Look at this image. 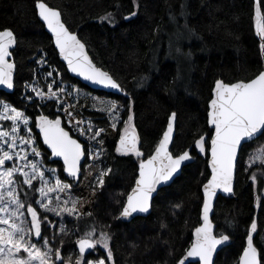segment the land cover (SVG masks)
<instances>
[{
    "label": "trees",
    "instance_id": "trees-1",
    "mask_svg": "<svg viewBox=\"0 0 264 264\" xmlns=\"http://www.w3.org/2000/svg\"><path fill=\"white\" fill-rule=\"evenodd\" d=\"M37 1L0 0V30L12 29L18 42L13 50L15 90H0V100L24 110L33 120L40 114L62 118L64 126L85 145L87 163H83L79 180L67 178L66 182L73 185L71 194L81 198L80 211L92 213L79 222L65 215V234L59 232L61 218L47 213L57 227L44 234L51 240L55 233L56 239L51 241L54 247L63 240L62 255L73 252L75 259L76 225L83 232L85 224L94 223L112 236L116 264H178L201 224L209 154H198L194 144L201 136L207 138L213 133L207 113L214 84L220 79L228 83L247 81L264 70V53L255 35L253 0H44L61 10L66 24L78 32L97 65L121 84L124 95L94 89L68 73L38 18ZM108 12L113 13L115 26L98 19ZM132 12L135 16L124 19ZM49 71L53 75L45 79ZM32 83L44 92L48 84H53V90L64 87L66 93L60 95L63 105L57 101L53 107L51 101H38L30 89L25 91L24 86ZM25 95L34 99L24 100ZM111 103L119 105L122 120L127 119L128 110L134 113L144 158L154 151L173 112L177 130L171 150L178 155L191 148L195 157L171 185L158 192L149 215L129 222L116 217L135 184L139 160L115 151L122 124L112 129V119L99 111ZM62 108H68L75 120L90 121L91 129L83 125L89 135L104 131L96 140H88L66 123L68 116ZM33 134L44 164L55 168L64 180L67 174L61 169L62 163L51 159L38 128H33ZM94 150L100 151L95 160ZM246 160L247 156L244 162L238 161L235 194L220 196L216 203L213 219L217 233L229 235L230 243L219 252L215 264H238L253 219L259 232L254 241L264 254V181L253 184L249 179L253 169H247ZM108 168L112 172L105 176L104 186L96 187L99 172ZM257 195L261 196L260 209L255 207ZM38 211L44 214L42 209ZM98 258L110 264L106 251L99 246L95 253L86 255L87 260Z\"/></svg>",
    "mask_w": 264,
    "mask_h": 264
},
{
    "label": "snow or ice",
    "instance_id": "snow-or-ice-1",
    "mask_svg": "<svg viewBox=\"0 0 264 264\" xmlns=\"http://www.w3.org/2000/svg\"><path fill=\"white\" fill-rule=\"evenodd\" d=\"M35 6L38 8L39 18L54 37L55 47L67 61V68L72 73L95 84L124 91L109 72L93 62L85 43L62 20L60 10L50 7L44 0H38ZM253 6L255 35L259 37V50L264 53V0H253ZM135 14L132 12L124 19H131ZM98 19L112 26L116 24L111 12ZM17 43L12 30H0V86L10 90L14 88L16 71V63L10 58L13 57V49ZM52 75L51 71L47 72L45 79ZM24 88L26 92L30 89L38 101H51L53 107L57 106V101L61 106L64 103L60 100V95L66 93L64 87L57 86L53 90V84H48L47 92H44L38 89L36 83H32L26 84ZM23 99L32 101L34 97L25 95ZM62 111L68 116L66 123L73 125L88 140H96L104 131L99 129L89 135L83 125L87 124L88 129H91L90 121L75 120L68 108H62ZM99 111L106 112L112 119V129H117L122 124L118 146L115 147L116 153L134 155L139 160L135 186L127 195L126 203L116 219L149 213L153 194L172 181L186 161L193 159L189 151L173 155L169 150L176 113L171 114L167 130L155 146L154 153L145 159L139 147L140 137L134 123V113L128 110L127 119L122 120L120 107L116 103ZM207 119L214 134L207 138L201 136L194 144L198 154L210 153V178L202 187V223L195 228L194 239L178 264H186V261L193 264L189 258H193L195 264H213L218 247L230 241L229 235L214 233L215 226L210 214L218 191L233 192L238 161L244 162V157L247 156V167L257 168L249 179L253 184L264 181V71L247 81L226 83L222 79L217 80L209 102ZM64 123L60 117L50 118L44 114L33 120L24 110L0 100V264H106L104 258L86 259V253H95L98 246L106 251L110 264H116L111 246L112 236L103 229L98 230L94 223L85 224L83 232L80 231L79 224L76 225L75 232L79 236L75 240L78 246L75 259L72 254L62 255L63 240L58 247L53 246L51 241L56 239L55 233H52L51 240L44 234L57 227L48 219L47 213L61 218V234L68 231L63 220L65 215L77 222L92 216L91 212L80 211L81 198L71 194L73 185L66 182L67 178L79 180L81 162L85 160L88 149L79 139L74 138ZM33 128L39 129L43 144L51 150L49 155L62 159L61 169L67 174L64 180L60 179L55 168H48L44 164ZM99 155L100 151L94 150L92 159L95 160ZM111 172V168L101 169L95 179L96 187L102 188L105 176ZM96 187L93 188V193ZM255 207L261 208L260 195L255 197ZM38 209H42L44 214ZM254 234L259 237L255 219L247 230L246 247H243L238 264H262L264 254L254 243Z\"/></svg>",
    "mask_w": 264,
    "mask_h": 264
},
{
    "label": "water",
    "instance_id": "water-1",
    "mask_svg": "<svg viewBox=\"0 0 264 264\" xmlns=\"http://www.w3.org/2000/svg\"><path fill=\"white\" fill-rule=\"evenodd\" d=\"M38 2V1H37ZM36 2V3H37ZM45 2V1H44ZM48 4V3H47ZM49 5V4H48ZM50 6V5H49ZM50 7H52V6H50ZM53 8H56V7H53ZM56 9H58V8H56ZM36 10H37V15H38V8H36ZM58 10H60V9H58ZM61 11V10H60ZM38 18H39V15H38ZM40 19V18H39ZM62 20L64 21V19H63V15H62ZM40 21L43 23V21L40 19ZM64 23L66 24V22L64 21ZM43 25H44V27H45V30L49 33V35L52 37V41H53V44H54V37H53V35H52V33L47 29V27H46V24H44L43 23ZM66 26L69 28V26L66 24ZM7 29H10V28H7ZM3 30H6V29H3ZM10 30H12V29H10ZM69 30L70 31H72V32H74V33H76L77 34V36L81 39V37L79 36V34H78V32L77 31H73V30H71L70 28H69ZM13 31V30H12ZM15 34V33H14ZM81 41L83 42V43H85L82 39H81ZM85 45H86V51L88 52V55L91 57V59L93 60V58H92V56H91V54L89 53V51H88V48H87V44L85 43ZM17 46V45H16ZM16 46H15V48H16ZM54 47H55V44H54ZM14 48V49H15ZM56 48V47H55ZM13 49V50H14ZM56 50H57V52H58V56H59V58H60V60L65 64V66H66V69H67V71H68V73L71 75V76H73V77H75V78H77V79H79L81 82H83V83H85V84H87V85H89L90 87H92V88H94V89H99V90H103V91H107V92H111V93H115V94H119V95H124V91L123 92H121V91H118V90H116V89H112V88H108V87H104V86H101V85H98V84H95V83H93V82H91V81H88V80H85L82 76H79L78 74H76V73H72L68 68H67V61H65L64 59H63V57L59 54V49L58 48H56ZM10 59H14V56L13 57H11ZM14 61H15V59H14ZM93 62L97 65V63L93 60ZM16 63V62H15ZM97 67H100V68H102L104 71H107L106 69H104L103 67H101V66H99V65H97ZM16 68H17V66H16ZM264 71V70H263ZM107 72H109V71H107ZM110 73V72H109ZM111 74V73H110ZM15 77H16V71H15V74H14V88L13 89H7L5 86H0V90H2V91H5V92H7V93H12V92H14V90H15ZM114 78V77H113ZM237 82V81H236ZM226 83H228V82H226ZM213 89H214V87H213ZM212 96H213V90H212ZM171 116V115H170ZM170 116H169V118H168V122H167V125H168V123H169V121H170ZM62 119V118H61ZM63 121V120H62ZM209 124V123H208ZM209 126L211 127V129H212V126L209 124ZM67 129V128H66ZM68 130V129H67ZM167 130V126H166V129H165V131ZM176 130H177V115H176V120H175V124H174V131H173V139H172V143L170 144V146H169V150L170 151H172L171 149H172V146H173V143H174V140H175V135H176ZM38 132H39V129H38ZM71 133V132H70ZM72 134V133H71ZM214 134V132L212 133V135ZM40 138H41V141L43 142V137H42V135H40ZM74 138H76V137H74ZM81 142V141H80ZM82 143V142H81ZM83 144V143H82ZM46 147H47V145H45ZM47 149H48V151H49V153H50V149L47 147ZM186 151H189V153H190V155L193 157V159L191 160V161H186L185 162V164L184 165H182V167H181V170H180V172H178L175 176H174V178H173V180L172 181H170L167 185H163V186H161L159 189H158V191L156 192V193H154L153 194V200H154V198L157 196V194H158V192L162 189V188H164V187H168L169 185H171L173 182H174V180L178 177V176H180L181 175V173H182V171H183V169H184V167L185 166H187L188 164H190V163H192L194 160H195V157H194V155L192 154V151H191V148H188ZM152 153H154V151L152 152ZM173 155H174V153H173ZM50 157H51V159L52 160H56V161H60L61 163H63L62 162V159L61 158H56V157H52L51 155H50ZM147 158V157H146ZM145 158V159H146ZM84 161L85 160H82V162H81V172H80V176H81V173H82V166H83V163H84ZM209 161H210V153H209V156H208V163H207V165H208V169H209V172L211 171V169H210V164H209ZM237 166H238V164H237ZM80 178V177H79ZM137 178H138V175H137ZM136 178V179H137ZM209 178H210V176H209ZM236 178H237V170H236V176H235V179H234V183H233V192L232 193H223L222 191H218V193H217V196H216V198H215V200H214V202H213V210H212V213L210 214V218L212 219V221H213V224H214V233L215 234H217V235H219L218 233H217V225H216V223H215V221H214V219H213V217H214V214H215V208H216V203H217V200L219 199V197L220 196H224V197H230V196H233L234 194H235V185H236ZM205 183H207V181L205 182ZM204 183V184H205ZM134 186H135V184H134ZM133 186V187H134ZM132 187V188H133ZM203 187V186H202ZM131 191V190H130ZM130 193V192H129ZM128 193V194H129ZM202 195H203V193H202ZM153 200H152V205H153ZM151 211H152V208L150 209V212L149 213H138V214H133V217H130V218H121V220L122 221H131L132 219H134L135 217H137V216H147V215H149L150 213H151ZM256 220V219H255ZM257 221V220H256ZM201 223H202V207H201ZM200 226V225H199ZM198 226V227H199ZM255 234H254V239H255ZM193 239H194V232H193ZM193 239H192V241H193ZM229 243H230V241L229 242H226V244L225 245H222V246H220V247H218V249H217V252L214 254V257H213V264H215V262H216V259H217V257H218V254H219V252L224 248V247H226V246H228L229 245ZM254 243H255V241H254ZM246 247V246H245ZM77 249H78V246H77ZM259 249V248H258ZM90 252H91V250H90ZM86 254H88V253H86ZM185 254H186V252H185ZM184 254V255H185ZM184 255L182 256V258L184 257ZM181 258V259H182ZM189 260L190 261H193V263H195V261H194V259L193 258H189ZM186 264H188V261H186Z\"/></svg>",
    "mask_w": 264,
    "mask_h": 264
},
{
    "label": "rangeland",
    "instance_id": "rangeland-1",
    "mask_svg": "<svg viewBox=\"0 0 264 264\" xmlns=\"http://www.w3.org/2000/svg\"><path fill=\"white\" fill-rule=\"evenodd\" d=\"M247 164V163H246ZM247 169H250V168H248L247 167ZM251 169H253V172H255V171H257V168L254 166V167H252ZM258 177H259V173H258ZM262 198L264 199V191H263V193H262ZM54 246V245H53ZM61 252H62V250H61ZM72 254H73V252H72ZM99 259V258H98ZM91 260H96V259H91Z\"/></svg>",
    "mask_w": 264,
    "mask_h": 264
},
{
    "label": "bare ground",
    "instance_id": "bare-ground-1",
    "mask_svg": "<svg viewBox=\"0 0 264 264\" xmlns=\"http://www.w3.org/2000/svg\"><path fill=\"white\" fill-rule=\"evenodd\" d=\"M89 254V253H88ZM87 255V254H86Z\"/></svg>",
    "mask_w": 264,
    "mask_h": 264
},
{
    "label": "flooded vegetation",
    "instance_id": "flooded-vegetation-1",
    "mask_svg": "<svg viewBox=\"0 0 264 264\" xmlns=\"http://www.w3.org/2000/svg\"><path fill=\"white\" fill-rule=\"evenodd\" d=\"M40 135V134H39ZM41 139V138H40Z\"/></svg>",
    "mask_w": 264,
    "mask_h": 264
}]
</instances>
